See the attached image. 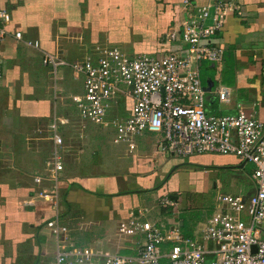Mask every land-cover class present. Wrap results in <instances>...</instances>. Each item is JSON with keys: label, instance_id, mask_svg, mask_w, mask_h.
Listing matches in <instances>:
<instances>
[{"label": "crops", "instance_id": "1", "mask_svg": "<svg viewBox=\"0 0 264 264\" xmlns=\"http://www.w3.org/2000/svg\"><path fill=\"white\" fill-rule=\"evenodd\" d=\"M232 1L236 10L225 17L214 43L223 49L222 60L201 68L203 87H228L229 101L219 103L207 93L206 108L230 114L241 105L264 121V0ZM0 8L10 15L8 35L0 44V264H51L56 239L45 224L54 216L69 228L72 245L94 251L134 253L135 237L118 232L119 222L131 215L165 229L177 224L183 236L198 239L205 219L219 205L200 209L195 218L178 203L175 187L163 183L184 165L240 170L242 162L230 155L168 157L159 150L161 134L151 131L136 136L129 150L113 141L111 125L78 116L71 96L83 92L80 74L65 65L53 74L42 64L43 51L73 62L99 46H117L127 55L184 48L164 38L182 20L176 0H0ZM15 31L22 40L13 37ZM23 40H38L40 49ZM129 107V100L120 102L117 115L125 117ZM53 121L62 139L60 199L56 206L37 200L27 207L24 202L38 189L34 177L46 172L55 147ZM164 196H176L171 198L177 203L174 208L157 206Z\"/></svg>", "mask_w": 264, "mask_h": 264}, {"label": "built area", "instance_id": "2", "mask_svg": "<svg viewBox=\"0 0 264 264\" xmlns=\"http://www.w3.org/2000/svg\"><path fill=\"white\" fill-rule=\"evenodd\" d=\"M182 20L164 38L184 44L175 51L125 54L117 46L95 47L84 59L67 62L42 52V64L55 74L68 66L83 78V92L71 96L78 116L114 130L115 143L135 147L143 131L161 134L159 150L168 157L193 154L230 155L251 163L255 191L247 200L236 194L218 196L219 209L205 219L198 239L183 236L179 226L165 229L149 219L130 216L118 224L122 237L134 238V253L94 251L69 242V228L54 216L46 226L55 236L51 264H264V121L241 105L230 114L209 113L206 94L219 103L229 101V88L218 83L206 91L202 84L204 63L219 64L222 47L214 44L225 17L235 12L232 0H176ZM9 12L0 8V44L8 35ZM13 37L22 40L20 31ZM40 49L38 40H23ZM2 63L0 60V78ZM130 101L125 117L117 115L118 104ZM116 116L110 117V112ZM59 122V120H58ZM57 122V123H58ZM57 123L50 124L55 147L46 172L36 175L38 189L24 202L27 207L42 200L58 204L57 174L63 169L62 139ZM43 183H47L41 186ZM168 196L158 199L163 210L177 204Z\"/></svg>", "mask_w": 264, "mask_h": 264}, {"label": "rangeland", "instance_id": "3", "mask_svg": "<svg viewBox=\"0 0 264 264\" xmlns=\"http://www.w3.org/2000/svg\"><path fill=\"white\" fill-rule=\"evenodd\" d=\"M203 166L199 168L184 165L176 175L171 177V174L163 183L165 188L166 185L169 189H172L170 186L175 187L173 190L178 193V203L183 209L190 210L195 218L199 217L200 209L215 208L218 203L217 198L221 194L244 195L243 199H245L253 192L251 174L254 166L251 163H246L240 170L215 164Z\"/></svg>", "mask_w": 264, "mask_h": 264}, {"label": "water", "instance_id": "4", "mask_svg": "<svg viewBox=\"0 0 264 264\" xmlns=\"http://www.w3.org/2000/svg\"><path fill=\"white\" fill-rule=\"evenodd\" d=\"M209 86V85H208ZM204 87V89L206 90V91H209V89H210V87ZM210 86H211V84H210ZM244 164H245V162H242L240 165H239V167L240 168H243V166H244ZM170 198H172V199H176V196H170Z\"/></svg>", "mask_w": 264, "mask_h": 264}]
</instances>
